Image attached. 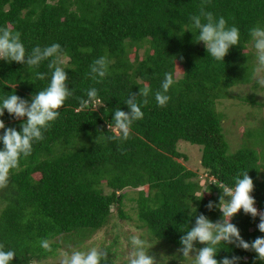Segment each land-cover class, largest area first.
I'll return each instance as SVG.
<instances>
[{"label":"trees","instance_id":"16d2710c","mask_svg":"<svg viewBox=\"0 0 264 264\" xmlns=\"http://www.w3.org/2000/svg\"><path fill=\"white\" fill-rule=\"evenodd\" d=\"M201 7L240 28V45L232 46L224 61L208 55L190 30L176 34ZM257 24H264V0H0V26L19 31L26 49L61 44L60 60L73 91L45 138L0 187V244L15 249L13 264H36L70 241L83 243L107 225L113 207L127 219L129 188L139 189L134 199L141 227L161 247L180 249L183 231L195 222L188 209L192 200L197 215L221 220V210L207 205L218 204L223 187H232L233 177L243 170L253 178L255 207L264 214V116L232 152L218 109L225 90L251 80L256 58L249 49V30ZM103 55L111 61L109 73L93 80L90 65ZM48 63L29 69L0 60V97L15 92L30 101L51 79ZM169 71L177 83L168 104L160 107L150 96L128 139H107L118 136L113 111H129L126 98L138 95L145 84L155 92ZM92 87L98 95L88 100ZM143 99L137 97L138 102ZM258 105L264 108V103ZM2 119L6 127L19 130L20 120L6 110ZM181 140L203 146L205 184L185 164L188 156L178 149ZM232 222L248 242L264 236L258 229L260 215L253 218L241 209ZM43 238L52 251L40 247ZM219 247L218 260L227 256L238 258L236 264H264L253 250L225 243ZM108 250L109 264H115L112 248Z\"/></svg>","mask_w":264,"mask_h":264},{"label":"clouds","instance_id":"9594fccd","mask_svg":"<svg viewBox=\"0 0 264 264\" xmlns=\"http://www.w3.org/2000/svg\"><path fill=\"white\" fill-rule=\"evenodd\" d=\"M190 30L196 34V42H203L207 54L215 61H224L225 56L234 45H240L241 32L236 24H229L224 16H216L213 12L201 7L199 12L189 17L187 25H180L179 36ZM249 36L255 50V58L258 63L257 72L254 76L255 84L259 88H264V24H257L250 28ZM62 46L54 42L46 46H34L30 51L21 38L19 31H14L7 26H0V60L9 63L15 61L22 65H27L29 69L39 68L42 62L49 61L48 68L51 71V79L48 85L35 92L31 100L17 95L15 92L0 97V187L8 184L10 172L21 167V160L27 159L33 152L34 144L42 141L44 133L49 130L52 124L61 115L60 109L66 100L73 95L72 88L68 86V73L60 60ZM54 58V59H53ZM110 59L106 56H99L90 65L88 75L93 80L104 78L109 73ZM35 75L43 79L44 73L36 72ZM177 83L173 72L164 74L160 88L153 92V89L145 84L140 87L139 94H130L126 100L129 111L117 108L113 111L112 120L118 129V136H109L107 139L127 140L134 122L143 119V105L148 103V98L154 95L158 106L165 107L171 99L170 89ZM98 89L92 87L87 90L88 100L96 98ZM143 97V101L138 102L137 97ZM82 99V103H88ZM5 110L10 116L20 120L19 130L16 127H6L2 117ZM26 117V118H25ZM25 118V119H21ZM232 187H223V195L216 204L209 201L207 207L211 210L218 207L222 213V219L213 222L203 213L197 215V207L188 208L191 216L195 217V222L188 230L183 231L180 237V249L183 258L191 259L192 264H236L238 258L227 256L222 260L217 259V253L223 247L221 243L236 244L245 250H253L256 259L264 261V236H258L253 241H246L240 232L239 227L232 222L233 216L241 209L245 214H250L253 218L260 215L258 229L264 232V214L259 213L255 207V197L253 178L247 170L238 172L233 177ZM221 188V186H219ZM225 198L226 201H225ZM130 242L134 249L131 253L128 264H157L154 255L149 249L153 244L149 243L147 237L142 235L130 236ZM203 245L197 248V244ZM40 247L46 251H52L51 242L47 238L40 240ZM107 248L90 247L86 250H74L64 252L60 255V264H109ZM16 251L13 248H6L0 244V264H13Z\"/></svg>","mask_w":264,"mask_h":264},{"label":"rangeland","instance_id":"374dc122","mask_svg":"<svg viewBox=\"0 0 264 264\" xmlns=\"http://www.w3.org/2000/svg\"><path fill=\"white\" fill-rule=\"evenodd\" d=\"M249 49L255 52L252 42ZM135 49L131 52L130 58H134ZM143 55V51L140 52ZM258 63L256 61L255 70L248 83L239 84L224 91V97L218 101V109L223 113L224 132L231 145V151H236L246 141V133L248 130L256 129L261 124L264 116V108L258 105V102L264 103V88H259L255 84L254 76L257 72ZM177 77L180 76L181 68L178 67ZM261 74H264V69H261ZM257 103L254 104L253 100ZM178 149L188 156V161L185 164L196 171L202 184L206 183L207 174L204 171L201 159L203 154V146L193 144L186 140H181ZM204 186V185H203ZM139 190V189H138ZM138 190L129 188L126 189L128 197L125 200L124 209L129 214L127 219L120 217L118 208L113 207V215L107 225L92 236L86 239L83 243L77 245L74 241L64 244L59 247L54 256L45 259H36V264H60V255L64 252L74 250H86L90 247H105L112 248L115 264H128L129 257L134 251L130 236L144 235L153 244L149 252L154 255L157 264H171L175 261L178 264L190 263L194 260V255L191 259L184 261L181 258L182 252L175 247H161L151 240L147 230L141 227L137 215V203L134 198L138 196ZM106 191H110L106 188ZM2 205H0V210ZM64 242V241H62ZM61 242V243H62Z\"/></svg>","mask_w":264,"mask_h":264}]
</instances>
